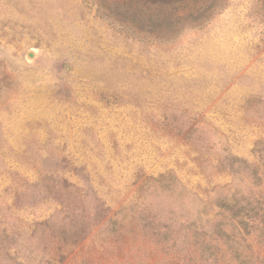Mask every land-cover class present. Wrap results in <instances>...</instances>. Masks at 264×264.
I'll use <instances>...</instances> for the list:
<instances>
[{
  "label": "rangeland",
  "instance_id": "1",
  "mask_svg": "<svg viewBox=\"0 0 264 264\" xmlns=\"http://www.w3.org/2000/svg\"><path fill=\"white\" fill-rule=\"evenodd\" d=\"M123 1L0 0V264H264V0Z\"/></svg>",
  "mask_w": 264,
  "mask_h": 264
},
{
  "label": "trees",
  "instance_id": "2",
  "mask_svg": "<svg viewBox=\"0 0 264 264\" xmlns=\"http://www.w3.org/2000/svg\"><path fill=\"white\" fill-rule=\"evenodd\" d=\"M188 0H124L121 4H122V7L121 9H125L127 12V15L126 17H132L131 19H135V15H138V18L141 22L143 23H149L150 21H154V13H152L151 11H149V9H154L156 7H164L165 9H167V7H171L175 4H178V5H183L185 3H187ZM215 3V0H212L211 4L209 7L213 6ZM204 5V2H197L196 3V9L197 10H200L201 7ZM214 7V6H213ZM207 9L203 10L206 11ZM201 14L199 15H195V10L192 9L191 12H189V15L188 17H190L192 20H196L198 19ZM185 17L183 15H180V14H176V16L174 17H168L167 18V24L172 21H175V22H178V21H181V20H184ZM165 21V19H164ZM164 24V25H163ZM166 23L161 22L157 25L159 28H162L165 26ZM162 25V26H161ZM240 202L235 199V198H231L229 200H222L221 202H218L217 205L221 208H224L225 210L229 211L231 213V215L234 217V216H237V217H240V215H242V208H243V205H239ZM99 215H97L98 217ZM84 222V220L82 219L81 222L79 223H76L74 225V227H78L80 226V224ZM239 223H243V220H239ZM245 223V222H244ZM221 229V228H220ZM78 230V228L76 229ZM84 230H81L79 232H75V234H73L74 237H82L83 235V232ZM225 235L229 236L230 234L225 232ZM264 263V261H263Z\"/></svg>",
  "mask_w": 264,
  "mask_h": 264
}]
</instances>
